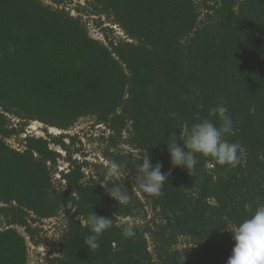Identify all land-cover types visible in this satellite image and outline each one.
Masks as SVG:
<instances>
[{
    "label": "trees",
    "instance_id": "1",
    "mask_svg": "<svg viewBox=\"0 0 264 264\" xmlns=\"http://www.w3.org/2000/svg\"><path fill=\"white\" fill-rule=\"evenodd\" d=\"M69 4L0 0V264H27L28 244L52 246L44 264H226L229 229L264 203V0ZM220 104L240 163L197 154L189 177L170 165L167 138ZM81 118L104 128L100 163L64 134ZM31 123L45 136L26 134ZM144 150L170 172L158 198L130 181ZM106 161L127 163V176L108 180ZM101 184L120 185L131 201L117 204ZM90 211L113 218L95 251L83 245ZM59 217L46 239L40 226ZM130 219L136 235L125 239Z\"/></svg>",
    "mask_w": 264,
    "mask_h": 264
},
{
    "label": "clouds",
    "instance_id": "2",
    "mask_svg": "<svg viewBox=\"0 0 264 264\" xmlns=\"http://www.w3.org/2000/svg\"><path fill=\"white\" fill-rule=\"evenodd\" d=\"M14 51V49H9ZM177 113H171V118H177ZM213 117L219 124L213 122ZM233 134V121L228 115V109L223 104L210 109L209 116L190 129L180 132L179 137L169 136L166 144L170 157V165L185 169L190 177L197 164L196 156L211 158L216 165L235 168L240 163L238 152L240 145L230 142L227 137ZM182 141V146L177 141ZM127 163L106 161L105 175L108 180L125 177ZM163 165L153 164L146 150L137 164L134 185L137 191L148 196L158 198L162 188L167 183L169 173L162 172ZM168 184V183H167ZM106 193L119 205H128L131 196L126 189L118 184L108 187L101 184ZM91 234L83 240V245L95 251L100 247L99 238L113 226V218L101 217L90 211L86 221ZM136 220L130 219L122 227L125 239L136 235ZM232 233L233 248L226 264H264V203H259L254 214L243 220L239 225L229 229Z\"/></svg>",
    "mask_w": 264,
    "mask_h": 264
},
{
    "label": "rangeland",
    "instance_id": "3",
    "mask_svg": "<svg viewBox=\"0 0 264 264\" xmlns=\"http://www.w3.org/2000/svg\"><path fill=\"white\" fill-rule=\"evenodd\" d=\"M70 1V6L73 7V5H82L84 4L85 0H74L77 3H74L73 0ZM94 29L91 27L89 28V34L96 39H102L98 32H94ZM42 125H39L37 123H31L26 128V134H32L35 137H44L45 134L41 131ZM103 127L101 126H95L94 121L91 118H81L79 119L76 124L73 126V128L64 133L68 134L70 136H77L78 140L80 141V145H76L75 147H81L82 152L86 155V160H88L90 163L94 162H102L101 156H100V150L104 147L106 144H101V141L98 140L99 135L103 132ZM49 134L52 135H59L61 134L56 129H49ZM104 137L108 135L107 132L103 133ZM24 136V135H23ZM22 136V137H23ZM21 137V138H22ZM8 143L14 147L18 148L17 142L15 140H9ZM53 149H56L59 151L57 147H53ZM61 152V151H60ZM63 156L64 154L61 153ZM74 157L76 159H80L79 155L75 154ZM104 164V163H103ZM63 169H66V164L62 161L59 162L57 171H61ZM127 175L125 174V177ZM123 177V176H121ZM130 177V181L133 183L135 182L134 177ZM59 176L54 175V180H58ZM63 225V219L61 217L57 219L47 220L44 221L42 226H40L42 233L45 234L46 239L54 238L58 235L59 230L61 226ZM44 246V247H43ZM28 253H27V264H44L45 260L40 259L43 257L47 252H51L52 246H45L42 245L38 248L32 247L30 244H28ZM181 247V245H179ZM41 254V255H40Z\"/></svg>",
    "mask_w": 264,
    "mask_h": 264
},
{
    "label": "built area",
    "instance_id": "4",
    "mask_svg": "<svg viewBox=\"0 0 264 264\" xmlns=\"http://www.w3.org/2000/svg\"><path fill=\"white\" fill-rule=\"evenodd\" d=\"M114 29H115V30H117L115 27H114ZM118 34H120V35H121V33H118Z\"/></svg>",
    "mask_w": 264,
    "mask_h": 264
}]
</instances>
